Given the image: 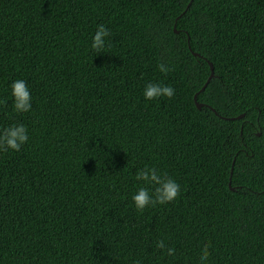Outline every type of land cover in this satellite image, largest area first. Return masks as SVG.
Instances as JSON below:
<instances>
[{
    "label": "trees",
    "instance_id": "1",
    "mask_svg": "<svg viewBox=\"0 0 264 264\" xmlns=\"http://www.w3.org/2000/svg\"><path fill=\"white\" fill-rule=\"evenodd\" d=\"M0 101V264H264V0H0ZM145 166L181 194L139 212Z\"/></svg>",
    "mask_w": 264,
    "mask_h": 264
},
{
    "label": "clouds",
    "instance_id": "2",
    "mask_svg": "<svg viewBox=\"0 0 264 264\" xmlns=\"http://www.w3.org/2000/svg\"><path fill=\"white\" fill-rule=\"evenodd\" d=\"M109 29L100 24L97 26V31L93 36L92 49L96 52H102L107 46L110 37ZM163 73L170 71L169 67L164 63L157 66ZM12 96L14 97V109L16 112H28L32 108V96L27 83L24 80L13 81ZM175 95V89L170 85H162L160 83H149L144 90V96L148 100H154L160 97L172 98ZM5 103L6 101H0ZM29 140L28 129L24 124H13L0 131V149H11L19 152L22 146ZM135 178L138 181L146 182L147 185L152 186L154 191L149 187H141L138 192L133 195L135 207L139 212H143L146 207L160 204H166L174 201L181 194V186L167 173L159 172L155 167L145 166L136 172ZM158 249H166L168 256L175 255L174 247H166L165 242L160 240L157 242ZM211 245L205 244L200 254V264H208L211 256L209 251ZM134 264H140L135 261Z\"/></svg>",
    "mask_w": 264,
    "mask_h": 264
},
{
    "label": "water",
    "instance_id": "3",
    "mask_svg": "<svg viewBox=\"0 0 264 264\" xmlns=\"http://www.w3.org/2000/svg\"><path fill=\"white\" fill-rule=\"evenodd\" d=\"M188 5H189V4H188ZM178 17H179V16H178ZM174 31H175V32H178V30H177V28H176V24H174ZM193 54H194V55H198V53H196V52H193ZM209 65H210V75H209V77L207 78L206 82L203 84V86L200 88L199 91H201V90H203V89L205 88V86L207 85L209 79L212 78L213 75H214V71H213V67H212L211 62H209ZM197 93H198V92H196V93L194 94V100H195L196 106H197L198 108H200V107L202 106V103H200V102L197 101ZM243 116H244V114L242 113V114L236 116V118H241V117H243ZM233 163H234V161L232 162V165H233ZM231 172H232V168H231ZM229 186H230L231 189H234V187H231L230 182H229Z\"/></svg>",
    "mask_w": 264,
    "mask_h": 264
}]
</instances>
